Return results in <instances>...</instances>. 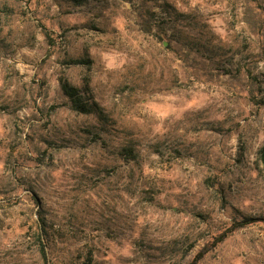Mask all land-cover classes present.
Returning <instances> with one entry per match:
<instances>
[{
	"label": "rangeland",
	"instance_id": "374dc122",
	"mask_svg": "<svg viewBox=\"0 0 264 264\" xmlns=\"http://www.w3.org/2000/svg\"><path fill=\"white\" fill-rule=\"evenodd\" d=\"M263 100L264 0H0V264H189L264 217Z\"/></svg>",
	"mask_w": 264,
	"mask_h": 264
},
{
	"label": "trees",
	"instance_id": "16d2710c",
	"mask_svg": "<svg viewBox=\"0 0 264 264\" xmlns=\"http://www.w3.org/2000/svg\"><path fill=\"white\" fill-rule=\"evenodd\" d=\"M74 2H78L82 4V2L86 0H73ZM166 6L168 9L167 12L172 14L174 11V7L170 3H166ZM176 12V10H175ZM45 36L48 39V41L51 42V46L55 45V40L51 36L50 32L48 29L45 27ZM80 61H74V63H79ZM250 72V71H249ZM253 76V75H251ZM256 78V77H252ZM61 87L64 92V94L70 99V102L72 103V107L74 110L78 111L79 113L83 114H92V113H97L96 108H97V103L96 102H90L88 103L87 101L83 100V96L80 94V89L78 87H75L72 85L69 81L66 79H61ZM257 82V80H256ZM258 92L260 90V87L258 86ZM250 95L253 96L254 91H250ZM264 102V100H263ZM124 152H126L127 155L131 153L130 149L126 147L123 149ZM262 161L264 163V148L262 149V154H261ZM256 224H264V217H245L241 221H235L233 222L227 229L222 231L220 234L215 235L210 242H208L193 258V260L189 264H200V262L207 256L209 252H211L213 249H215L219 244L224 242L229 236L232 234L236 233L237 231L256 225ZM42 232H46L43 227H41ZM42 254L43 256H46V251L43 247L42 249Z\"/></svg>",
	"mask_w": 264,
	"mask_h": 264
}]
</instances>
